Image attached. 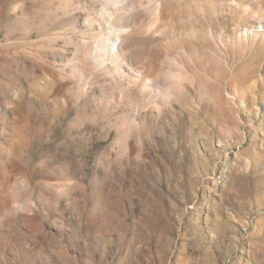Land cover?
I'll return each instance as SVG.
<instances>
[{
  "label": "rangeland",
  "instance_id": "rangeland-1",
  "mask_svg": "<svg viewBox=\"0 0 264 264\" xmlns=\"http://www.w3.org/2000/svg\"><path fill=\"white\" fill-rule=\"evenodd\" d=\"M0 264H264V0H0Z\"/></svg>",
  "mask_w": 264,
  "mask_h": 264
}]
</instances>
